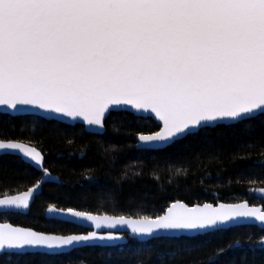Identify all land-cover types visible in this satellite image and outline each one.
<instances>
[{
    "label": "snow or ice",
    "instance_id": "obj_1",
    "mask_svg": "<svg viewBox=\"0 0 264 264\" xmlns=\"http://www.w3.org/2000/svg\"><path fill=\"white\" fill-rule=\"evenodd\" d=\"M0 107L41 123L71 121L93 136L108 131L113 113H130L135 120L112 117L113 130L134 128L128 139L136 151L167 155L175 146L211 143L221 128L243 124L251 131V121H264V0H0ZM17 131L0 136V156H18L39 177L26 191L0 195V255L76 264L60 257L101 247L117 257L145 251L162 260L208 243L193 240L225 233L228 240L209 250L207 264H223L230 251L242 253L241 264L249 252L253 261L264 254V236L257 243L250 233L231 231L264 225V204L247 199L191 205L175 199L162 214L133 218L100 215L69 195L68 206H47L46 219L91 230L11 222L12 214L27 215L44 183L59 180L46 166L44 137L25 136L23 126ZM258 144L264 139L245 142ZM164 242L178 243L161 249Z\"/></svg>",
    "mask_w": 264,
    "mask_h": 264
},
{
    "label": "trees",
    "instance_id": "obj_2",
    "mask_svg": "<svg viewBox=\"0 0 264 264\" xmlns=\"http://www.w3.org/2000/svg\"><path fill=\"white\" fill-rule=\"evenodd\" d=\"M125 116L130 120L136 119L130 113H113L109 117L108 131L103 136H93L80 134L79 124L72 127L64 123H41L32 116L0 113V136H18L17 129L23 126L25 136L44 137L48 153L46 166L59 178L58 183L43 186L27 215L12 214L11 222L39 219L52 227L84 232L86 230L80 226L46 219L47 206L66 207V196L69 195L74 204L86 199L98 214L131 217H135L137 212L162 214V210L175 199H182L189 205L196 202L235 203L244 199L255 205L264 204V200L256 196V190L264 188V167L259 166L264 164V144L251 148L245 146L250 139H264V121L260 118L251 121L254 126L251 131L243 124L221 128L217 131L223 135L211 143L192 142L187 148L175 146L168 150L171 155H167L136 151L134 142L128 139L134 128L113 130L112 117ZM68 140L72 142L68 143ZM34 177L38 178L39 173L19 157H0V195L27 190ZM231 231L250 233L257 243L264 236V231L253 225ZM229 235L213 234L198 238L191 243L208 241L200 250L191 254L180 253L174 258L164 254L162 260L155 253L149 256L145 251H128L117 257L115 249L101 247L77 249L60 259L75 261L76 264L81 261L83 264H137V261L141 264H207L209 250L223 244ZM169 243L175 245L178 242H164L161 249ZM109 252L113 253L111 258ZM241 255L239 251H230L220 260L228 264L235 257L236 264H241ZM42 259L39 255L3 254L0 255V264H41ZM245 264H264V254L258 253L253 261L249 252Z\"/></svg>",
    "mask_w": 264,
    "mask_h": 264
},
{
    "label": "water",
    "instance_id": "obj_3",
    "mask_svg": "<svg viewBox=\"0 0 264 264\" xmlns=\"http://www.w3.org/2000/svg\"><path fill=\"white\" fill-rule=\"evenodd\" d=\"M0 113L8 114V115H11V116H29V115H12V114H10V113H6V112H4V111L2 110V107H0ZM64 124L71 125L72 122H71V121H67V122H65ZM76 125H77V124H76ZM13 156H15V155H13ZM0 157H1V156H0ZM17 157H18V156H17ZM52 175H53V176H56V175H54L53 173H52ZM56 177H58V176H56ZM58 182H59V180L56 181V182H54V183H58ZM45 184H46V183H44L43 186H44ZM43 186H42V190H43ZM260 189H261V188L257 189V191H256V196H257V198H259V199H263V200H264V193H262V192L260 191ZM42 190H41V193H42ZM41 193H40V194H41ZM17 194H19V193H17ZM17 194H13V195H17ZM38 196H39V195H38ZM35 199H36V198H35ZM35 199L32 201V204H33V202L35 201ZM219 203H221V202H219ZM223 203H227V202H223ZM32 204H31V206H32ZM213 204H215V203H213ZM260 205H261V204H260ZM260 205H256V206H260ZM29 211H30V209L28 210V213H29ZM28 213H27V214H28ZM21 214H22V213H21ZM100 215H103V214H100ZM45 216H46V217L48 216L47 211H46ZM133 218H135V217H133ZM73 225L80 226V227L84 228V229L87 230V231H88V230H91L90 228H88V227H86V226H81V225H77V224H73ZM248 225L257 226V227H259V228H261V229H264V225H260L258 221H253V222H251V223H245V224H242L241 226H248ZM104 227H107V226H104ZM125 234H129V236H130V232H128V231H125V232H124V235H125ZM4 254H10V253L5 252ZM11 254H15V253H11Z\"/></svg>",
    "mask_w": 264,
    "mask_h": 264
},
{
    "label": "bare ground",
    "instance_id": "obj_4",
    "mask_svg": "<svg viewBox=\"0 0 264 264\" xmlns=\"http://www.w3.org/2000/svg\"><path fill=\"white\" fill-rule=\"evenodd\" d=\"M256 191H257V190H256ZM108 215H109V214H108ZM125 236H126V237H128V236H129V234H125Z\"/></svg>",
    "mask_w": 264,
    "mask_h": 264
},
{
    "label": "flooded vegetation",
    "instance_id": "obj_5",
    "mask_svg": "<svg viewBox=\"0 0 264 264\" xmlns=\"http://www.w3.org/2000/svg\"><path fill=\"white\" fill-rule=\"evenodd\" d=\"M26 191V190H25ZM21 193V192H20ZM15 194H17V193H15ZM11 195H13V194H11Z\"/></svg>",
    "mask_w": 264,
    "mask_h": 264
}]
</instances>
